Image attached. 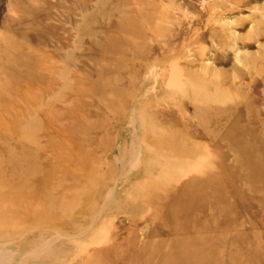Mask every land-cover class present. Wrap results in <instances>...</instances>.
I'll list each match as a JSON object with an SVG mask.
<instances>
[{"label": "rangeland", "instance_id": "374dc122", "mask_svg": "<svg viewBox=\"0 0 264 264\" xmlns=\"http://www.w3.org/2000/svg\"><path fill=\"white\" fill-rule=\"evenodd\" d=\"M0 264H264V0H0Z\"/></svg>", "mask_w": 264, "mask_h": 264}]
</instances>
